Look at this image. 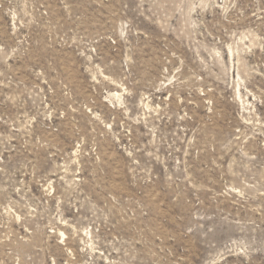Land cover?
<instances>
[{
    "label": "rangeland",
    "instance_id": "1",
    "mask_svg": "<svg viewBox=\"0 0 264 264\" xmlns=\"http://www.w3.org/2000/svg\"><path fill=\"white\" fill-rule=\"evenodd\" d=\"M0 264H264V0H0Z\"/></svg>",
    "mask_w": 264,
    "mask_h": 264
}]
</instances>
